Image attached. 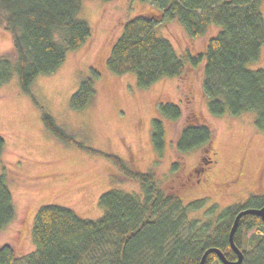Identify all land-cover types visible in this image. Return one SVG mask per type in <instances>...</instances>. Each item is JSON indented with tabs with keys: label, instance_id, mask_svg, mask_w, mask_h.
I'll return each instance as SVG.
<instances>
[{
	"label": "trees",
	"instance_id": "16d2710c",
	"mask_svg": "<svg viewBox=\"0 0 264 264\" xmlns=\"http://www.w3.org/2000/svg\"><path fill=\"white\" fill-rule=\"evenodd\" d=\"M157 10L135 14L123 23L107 58L108 68L118 74L135 72L140 87L166 76L186 74L203 63L202 88L214 115L226 111L254 113V126L264 131V66L249 64L260 57L264 45L263 0H148ZM82 0H0V21L12 35V49L0 53V85L14 73L20 89L30 92L35 77L55 71L69 49L84 44L91 28L78 13ZM178 19L190 36L205 35L218 27L206 50L180 56L171 40L158 34L159 24ZM14 55V57H13ZM187 62H186V60ZM99 72L91 67L71 95L74 109L88 106L95 98L94 80ZM162 116L177 119L180 106L161 103ZM46 127L61 140L76 143L91 153L103 154L126 176L141 183L143 193L109 188L99 197L103 213L97 218L78 215L71 207L41 204L35 214L31 236L35 248L19 255L11 243L0 244V264H197L209 246L220 248L228 259L237 253L230 245L229 231L236 213L244 207L264 204V193H252L244 203H232L217 211L206 207L207 219L190 218L203 208L205 198L187 203L174 192L163 190L151 171L132 168L119 155L77 141L59 126L47 111ZM175 142L178 152L202 147L203 162L212 146L215 130L197 112L190 114ZM161 117H154L151 138L156 150L164 146ZM5 139L0 133V154ZM205 156V157H204ZM208 160H213L209 155ZM178 163H175V166ZM15 208L7 174L0 172V230L14 219ZM254 229L251 235L247 231ZM244 257L241 264H264V219L246 213L234 234ZM223 264L210 252L205 264Z\"/></svg>",
	"mask_w": 264,
	"mask_h": 264
},
{
	"label": "rangeland",
	"instance_id": "374dc122",
	"mask_svg": "<svg viewBox=\"0 0 264 264\" xmlns=\"http://www.w3.org/2000/svg\"><path fill=\"white\" fill-rule=\"evenodd\" d=\"M156 10L148 0H82L78 17L91 28L87 41L69 49L55 71L37 75L30 92L20 89L16 73L0 85V133L5 139L0 172L7 174L15 208L14 219L0 230V244H13L19 255L31 252L35 248L31 227L41 204L66 205L82 217L97 218L103 213L99 205L103 191L112 187L135 194L144 191L139 181L126 177L105 155L58 138L46 127L43 111L77 141L117 154L132 168L153 172L159 186L184 203L205 198L203 208L191 211L190 218L207 219L211 203L220 211L244 203L252 193H264V131L254 126L252 111L210 112L202 88L203 63L191 66L185 59V75L162 77L147 87L138 85L135 72L118 74L108 68L107 58L124 21ZM261 11L264 18V0ZM217 29L212 25L205 35L190 36L178 19L156 28L183 57L206 50ZM12 44L11 33L0 21V53L10 51ZM249 65L264 66V45L260 57ZM91 67L99 72L95 98L85 108L74 109L71 95ZM166 102L180 106L179 118L160 114L158 106ZM193 112L202 114L215 130L201 167L202 147L178 152L175 145L183 126L193 121ZM154 117L163 120L161 151L151 138ZM209 155L213 160L207 159Z\"/></svg>",
	"mask_w": 264,
	"mask_h": 264
},
{
	"label": "water",
	"instance_id": "95a60500",
	"mask_svg": "<svg viewBox=\"0 0 264 264\" xmlns=\"http://www.w3.org/2000/svg\"><path fill=\"white\" fill-rule=\"evenodd\" d=\"M246 213H253V214L261 216L262 219H264V204L261 206H257V207H244V208H241L236 213L232 226L229 231V241H230L231 247L237 253V258L232 259V260L228 259L220 248L216 246H209L203 251L197 264H205L206 258L210 252H215L223 264H241L244 254L242 250L236 245L234 241V234L238 227L240 217Z\"/></svg>",
	"mask_w": 264,
	"mask_h": 264
},
{
	"label": "flooded vegetation",
	"instance_id": "af4514ba",
	"mask_svg": "<svg viewBox=\"0 0 264 264\" xmlns=\"http://www.w3.org/2000/svg\"><path fill=\"white\" fill-rule=\"evenodd\" d=\"M200 179V178H199Z\"/></svg>",
	"mask_w": 264,
	"mask_h": 264
}]
</instances>
